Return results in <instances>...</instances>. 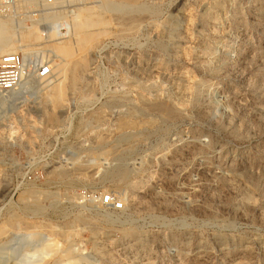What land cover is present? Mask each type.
I'll return each instance as SVG.
<instances>
[{"label": "rangeland", "instance_id": "rangeland-1", "mask_svg": "<svg viewBox=\"0 0 264 264\" xmlns=\"http://www.w3.org/2000/svg\"><path fill=\"white\" fill-rule=\"evenodd\" d=\"M78 11L48 45L3 53L54 71L0 98V242L44 239L36 264H264V0H135L91 29L106 33L70 84L50 44L75 38ZM108 192L122 211L84 198Z\"/></svg>", "mask_w": 264, "mask_h": 264}, {"label": "built area", "instance_id": "built-area-1", "mask_svg": "<svg viewBox=\"0 0 264 264\" xmlns=\"http://www.w3.org/2000/svg\"><path fill=\"white\" fill-rule=\"evenodd\" d=\"M77 9L72 0H0V15L10 20L14 30L19 33L16 42L18 47L37 48L48 45L53 41L52 38L63 36L71 25L70 19L65 17L73 15ZM31 29L36 30L43 38L41 42L22 41L21 32ZM53 71L52 63L38 52L0 53V98L12 102L25 93H32L37 81L49 80ZM84 198L90 202L97 201L106 209H124L123 198L110 192L87 193ZM27 240V233L15 232L0 242V264L39 263L40 256L33 258V254L44 239L33 241L29 247L25 246Z\"/></svg>", "mask_w": 264, "mask_h": 264}, {"label": "bare ground", "instance_id": "bare-ground-1", "mask_svg": "<svg viewBox=\"0 0 264 264\" xmlns=\"http://www.w3.org/2000/svg\"><path fill=\"white\" fill-rule=\"evenodd\" d=\"M135 0H124L119 2H113L111 0L102 1L98 8L95 7H81L78 11L76 19L74 20V32L75 38L72 40H62L56 41L58 43L50 44L54 45L56 51L59 52L67 60L61 69L65 75H73V79L69 82L73 84L75 80L76 69L78 64L75 60L76 50L86 51L91 45L93 46L101 36L106 33L104 30L99 32H94L96 30H91L96 27H106L110 22L104 15L106 13H119L126 15L132 10ZM76 11V12H77ZM73 15H75V13ZM10 20L3 18L0 15V53L10 52L16 47L14 42V31ZM102 29V28H101ZM98 30V29H97ZM41 36L36 30H26L22 32L21 39L25 42H38L32 39H40ZM76 70V71H75ZM61 71V70H60ZM42 81V80H41ZM40 80L37 83L41 82ZM68 83V84H69ZM67 88V82L58 83L51 94H48L54 104L58 105L64 99L65 90ZM53 246L57 243L53 242ZM70 253L71 249H67ZM72 252V251H71ZM71 254V253H70Z\"/></svg>", "mask_w": 264, "mask_h": 264}]
</instances>
